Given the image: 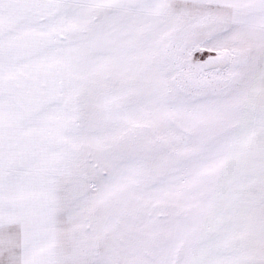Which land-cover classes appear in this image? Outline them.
<instances>
[{
    "label": "snow or ice",
    "instance_id": "6c2138e0",
    "mask_svg": "<svg viewBox=\"0 0 264 264\" xmlns=\"http://www.w3.org/2000/svg\"><path fill=\"white\" fill-rule=\"evenodd\" d=\"M0 264H264V0H0Z\"/></svg>",
    "mask_w": 264,
    "mask_h": 264
}]
</instances>
